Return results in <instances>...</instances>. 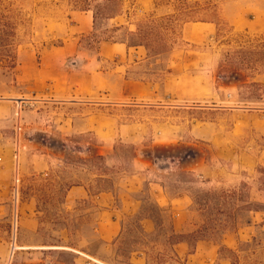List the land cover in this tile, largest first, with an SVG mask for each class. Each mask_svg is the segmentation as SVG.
<instances>
[{
    "label": "rangeland",
    "instance_id": "374dc122",
    "mask_svg": "<svg viewBox=\"0 0 264 264\" xmlns=\"http://www.w3.org/2000/svg\"><path fill=\"white\" fill-rule=\"evenodd\" d=\"M118 1L0 0V264H264V0Z\"/></svg>",
    "mask_w": 264,
    "mask_h": 264
},
{
    "label": "trees",
    "instance_id": "16d2710c",
    "mask_svg": "<svg viewBox=\"0 0 264 264\" xmlns=\"http://www.w3.org/2000/svg\"><path fill=\"white\" fill-rule=\"evenodd\" d=\"M92 1V0H89ZM97 2H99L97 0ZM122 4V1L118 0H106L101 1L98 3L97 7L93 10V18L94 24L97 22L99 16L102 12L110 11L113 7ZM121 17V14H117L111 16L110 20H116L117 18ZM15 27L8 22L7 16L1 13L0 10V58H7L5 60V65L7 69H14L15 65V57L12 55L11 51L9 50L10 47V39L15 38ZM133 46L128 45V48ZM11 53V54H10Z\"/></svg>",
    "mask_w": 264,
    "mask_h": 264
},
{
    "label": "crops",
    "instance_id": "0c3cea01",
    "mask_svg": "<svg viewBox=\"0 0 264 264\" xmlns=\"http://www.w3.org/2000/svg\"><path fill=\"white\" fill-rule=\"evenodd\" d=\"M86 14H89V12L86 13ZM91 20L94 21L93 18H91ZM79 28H80V30H81V33H83V34H85V33H87V32H90V31L92 30V29H91V26H90V17H86L85 24H84V22H82V23L80 22V26H79ZM109 46H110V45H109ZM116 46H118V45H116V44L111 45L110 50H113ZM79 189H80V188H79ZM80 190H81V189H80ZM83 192H84V194L88 195L87 192H86V190L83 189ZM79 194H82V192L79 191Z\"/></svg>",
    "mask_w": 264,
    "mask_h": 264
},
{
    "label": "bare ground",
    "instance_id": "6f19581e",
    "mask_svg": "<svg viewBox=\"0 0 264 264\" xmlns=\"http://www.w3.org/2000/svg\"><path fill=\"white\" fill-rule=\"evenodd\" d=\"M25 250V249H24Z\"/></svg>",
    "mask_w": 264,
    "mask_h": 264
}]
</instances>
